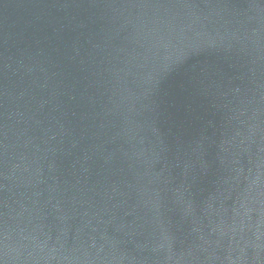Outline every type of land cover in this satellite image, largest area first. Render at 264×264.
<instances>
[{
  "label": "water",
  "instance_id": "95a60500",
  "mask_svg": "<svg viewBox=\"0 0 264 264\" xmlns=\"http://www.w3.org/2000/svg\"><path fill=\"white\" fill-rule=\"evenodd\" d=\"M0 264H264V0H0Z\"/></svg>",
  "mask_w": 264,
  "mask_h": 264
}]
</instances>
